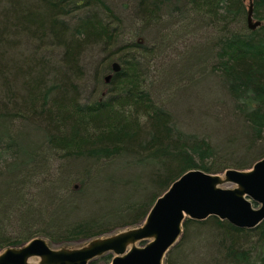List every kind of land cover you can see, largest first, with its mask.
I'll return each instance as SVG.
<instances>
[{"label": "trees", "instance_id": "trees-1", "mask_svg": "<svg viewBox=\"0 0 264 264\" xmlns=\"http://www.w3.org/2000/svg\"><path fill=\"white\" fill-rule=\"evenodd\" d=\"M250 3L255 29L244 0H123L127 18L109 0H0V249L136 225L186 169L264 155V0ZM178 45L179 60L159 70ZM107 70L106 93L93 96ZM209 78L218 111L184 129L157 94ZM163 264H264V218L242 228L187 217Z\"/></svg>", "mask_w": 264, "mask_h": 264}, {"label": "water", "instance_id": "water-1", "mask_svg": "<svg viewBox=\"0 0 264 264\" xmlns=\"http://www.w3.org/2000/svg\"><path fill=\"white\" fill-rule=\"evenodd\" d=\"M247 25L255 29L250 0ZM114 72L119 65L112 63ZM110 74L105 77L107 81ZM224 182L235 186H221ZM215 215L235 226L253 228L264 218V155L250 167H227L220 172L188 168L179 174L151 204L136 225L86 239L79 246L53 247L44 236H34L17 246L0 249V264H89L101 254L111 253L104 264H163L168 250L179 239L184 219ZM146 240L143 244L137 242Z\"/></svg>", "mask_w": 264, "mask_h": 264}, {"label": "rangeland", "instance_id": "rangeland-1", "mask_svg": "<svg viewBox=\"0 0 264 264\" xmlns=\"http://www.w3.org/2000/svg\"><path fill=\"white\" fill-rule=\"evenodd\" d=\"M122 1L123 0H109V2L114 6V9L117 10L120 14H122V16L124 18H127V16H129L130 10L129 8L122 6ZM245 4L248 5V0H244ZM131 14V13H130ZM253 20H259L255 17H253ZM261 21V20H259ZM127 24V23H126ZM261 24H263V21H261ZM128 26V24H127ZM128 28H126L125 30L127 31ZM125 31V32H126ZM126 34H128L126 32ZM125 36V37H124ZM165 38L167 37V34L164 36ZM122 39L120 40L123 42H128L130 41V39H134L135 41H139V42H143V37L142 36H137L135 38H133L130 35H125L123 34ZM124 38V39H123ZM129 39V40H128ZM113 49H115L114 47H112ZM182 51L179 47V45L177 46L176 49H169L167 50L161 57L157 58V63H158V69L160 70L161 68H168L169 66H171L172 64L176 63L179 58H178V54H180ZM117 63V61L112 60L111 63ZM118 64V63H117ZM163 65V66H162ZM112 70H107L104 75L101 77V81H98L96 84V90L97 92L93 93V96H100L106 93L107 90V83L109 81V79L106 81L105 77L107 75H111ZM155 79H158V72L156 71L154 76ZM213 81L209 79H207L206 81H202L199 84H195L192 87H188L185 88L186 90H183L182 92V96L183 98H181L180 94H172L175 91V88L178 87V85H175V87H171L169 90H166L165 86L161 88V91L157 94V99L163 97V101L162 102L164 105H168V109L171 110L172 112L178 113L180 118H178L180 120L179 125H181L184 129H187L189 131H196V129L198 127H201L203 125V123L205 122V124H207V120L205 117L201 116L202 113L207 114H214L216 111H218L217 107H213L212 105V101L215 100V98H217V95H209V91L203 92L204 89L207 90L208 86H211ZM85 87H84V96L89 95L90 90H91V86L92 84V79L90 80L88 77L87 79H85V81L83 82ZM183 85V84H181ZM186 85V84H184ZM168 92L170 94V98H168ZM203 93V94H202ZM160 96V97H158ZM188 108L192 109V112L189 111ZM189 111V112H188ZM188 121H190L193 124H188ZM209 125V123H208ZM192 126V127H191ZM205 126V125H204ZM203 126V127H204ZM207 127V126H206ZM205 129V127H204ZM203 128L199 129L198 132H205ZM209 129V128H208ZM210 131V129H209ZM214 140V139H213ZM221 186L224 187H232L235 186L234 183L231 182H224L221 184ZM146 240H142L137 242V244H143ZM85 242V240L83 241H64V242H50V244L53 247H60V246H67V247H74V246H79L81 244H83ZM29 264H40L39 263V258L38 257H31L29 259Z\"/></svg>", "mask_w": 264, "mask_h": 264}]
</instances>
